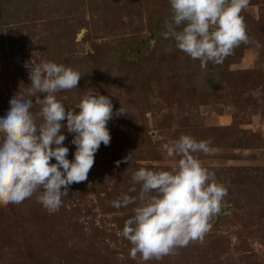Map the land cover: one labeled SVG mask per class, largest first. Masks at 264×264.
Listing matches in <instances>:
<instances>
[{"label":"rangeland","instance_id":"rangeland-1","mask_svg":"<svg viewBox=\"0 0 264 264\" xmlns=\"http://www.w3.org/2000/svg\"><path fill=\"white\" fill-rule=\"evenodd\" d=\"M171 15L169 0H0V117L15 94L40 95L29 75L42 61L81 74L77 89L56 94L66 110L94 88L114 112L110 144L58 211L38 193L0 203V264H264V0L240 13L249 43L205 69L161 35ZM121 106L128 115L117 117ZM61 131L71 161L73 137ZM181 135L211 142L209 154L193 155L227 189L221 212L202 241L133 259L122 230L137 205L112 202L137 195L136 170H171L179 157L162 145Z\"/></svg>","mask_w":264,"mask_h":264},{"label":"clouds","instance_id":"clouds-1","mask_svg":"<svg viewBox=\"0 0 264 264\" xmlns=\"http://www.w3.org/2000/svg\"><path fill=\"white\" fill-rule=\"evenodd\" d=\"M249 3L250 0H169L172 15L161 35L174 40L176 47L191 59L199 60L202 69L209 62L222 64L235 47L249 43L240 15ZM80 78L73 68L42 61L29 75L34 93L40 95L33 99L15 94L10 99L8 110L0 117V203L20 204L38 193L37 201L55 212L71 185L87 180L99 147L110 144L107 125L114 112L109 96L94 88L83 91L79 102L66 110L56 94L77 89ZM35 105H39L38 112L33 111ZM115 115L128 113L121 106ZM62 129L73 137L71 161ZM210 143L190 135L165 143L162 148L167 156L179 157L176 165L171 170H136L129 191L137 192L135 185H139L137 195L124 194L112 202L114 207L137 205L122 230V236L133 245L131 258L140 254L145 261L159 260L190 242L203 240L210 218L220 211L227 195L215 174L193 155L209 154ZM53 158L55 163L51 162ZM115 163L118 168L121 162Z\"/></svg>","mask_w":264,"mask_h":264},{"label":"water","instance_id":"water-1","mask_svg":"<svg viewBox=\"0 0 264 264\" xmlns=\"http://www.w3.org/2000/svg\"><path fill=\"white\" fill-rule=\"evenodd\" d=\"M219 212H221V211H219Z\"/></svg>","mask_w":264,"mask_h":264}]
</instances>
